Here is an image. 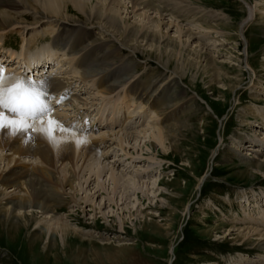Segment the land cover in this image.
I'll use <instances>...</instances> for the list:
<instances>
[{
	"label": "rangeland",
	"instance_id": "rangeland-1",
	"mask_svg": "<svg viewBox=\"0 0 264 264\" xmlns=\"http://www.w3.org/2000/svg\"><path fill=\"white\" fill-rule=\"evenodd\" d=\"M61 1L69 11L59 15L37 1V9L5 6L20 23L0 28V55L12 54L20 63L3 57L0 65L7 79L17 80L34 76L40 60L50 59L51 76L70 91L69 100H51L53 118L74 137H98L99 154L75 161V191L63 194L74 201L57 210L77 229L67 239L51 237L36 208L26 209L28 217L35 214L26 228L14 222L8 228L0 209V264H264V240L257 236L264 233V170L256 168L264 161V0H149L161 11L138 5L144 0L107 1L122 27L162 32L195 54L185 62L180 55L161 56L141 42L142 33L137 44L104 21L84 25L85 14L104 0H90L88 13L72 0ZM39 14L50 19L36 23ZM157 20L161 26L154 28ZM63 22L87 26L93 38L111 46L110 61H98L96 54L83 61L80 47L72 48L76 34L70 44L59 40ZM111 67L115 88L101 93L98 79ZM157 126H168L163 146L153 138ZM69 132L45 139L54 148L64 136L80 151L83 144L68 139ZM5 154L0 152V172ZM121 175L133 181L127 191L112 179Z\"/></svg>",
	"mask_w": 264,
	"mask_h": 264
},
{
	"label": "bare ground",
	"instance_id": "bare-ground-1",
	"mask_svg": "<svg viewBox=\"0 0 264 264\" xmlns=\"http://www.w3.org/2000/svg\"><path fill=\"white\" fill-rule=\"evenodd\" d=\"M34 1L40 2L41 6L44 5V7H46V9H50V14L53 13V15H55V14L59 15L60 13H62V11H64L65 9L66 10L68 9L67 5L64 3L65 1L62 2L61 0H42V1H40V0H0V28L6 29V28L12 27V26L16 27L20 23V22H18L16 17L12 14V12H11L12 10L10 11L9 9L5 8L6 5L11 7V8H18L20 6H22L21 8H25V7L31 8V7L36 6V5L34 6V3H35ZM104 1H105V3L103 2L104 5H102V6L98 5L97 8L93 9L95 12L92 10L93 11L92 14H85V15H87L86 16L87 18L83 22L84 25H94V21H96V23H97L98 20H101V21H104L105 24H107L111 28H113L114 33H115V31H117L118 34L123 36L125 40H129L131 42L135 41V42H137V44L140 42L138 40L139 39L138 35L140 33H142V35H141L142 40L140 39L141 42L143 41V43H144V41H146L148 47H150L152 49L156 48L158 51H160L161 56L165 53H166V55L167 54L171 55V56H169L171 58L173 56L180 55V59L184 60L182 62L189 61L187 59V58H189L188 56L191 57L193 55V58H194L195 54L190 53L183 48H180L177 44L173 43V40L171 38H169V39L164 38L165 35L162 32H160L159 36H157L156 32L150 31L148 29L143 30L137 26L135 27V25L130 26V27H125V28L122 27V25L119 21L120 18L114 14L108 13L110 10L112 11V8L109 5L110 3L107 2L110 0H104ZM72 2L75 4V6L80 11H82L84 13H88V8H89L88 3L90 2V0H72ZM129 2L133 3L134 5H137L136 4L137 0H129ZM152 3L149 0H144V1H141L140 4H138V5H144V7L154 8L158 11H161L160 7H153ZM107 5H109V7H106ZM35 8L37 9L38 7H35ZM104 8L106 9V11H103ZM164 10H166V9H164ZM14 11H16V10H14ZM67 11H69V10H67ZM26 15L27 14H22L21 16L23 19H25L24 17ZM39 15H40V17H35L36 23L42 22L44 20V18L50 19L49 17L43 16L41 14H39ZM161 23L162 22H159V20H157V24L152 23V25L154 26V28H156V27L159 28L161 26ZM73 24H75V23H73ZM76 24H79V23H76ZM20 25H22V23ZM59 25L63 26V28L61 30V34L59 36V40L65 41L66 43L67 42L69 43L71 40V36H74L75 34L77 35L78 38L75 41V44L72 45V48H74L75 50H79V49H76V47H80V50L83 51L85 54L83 61H84V59H87L90 54L91 55L96 54L98 61L105 60V59H108L111 57L110 55H112V53H113V52L109 53L110 51H112L109 49L111 46L109 47V45L107 43H104L102 41V39H96V37L93 38V35L91 34V31L88 29L87 26L82 25V26H79L77 28H73L67 24H64V22L62 24H59ZM121 27L123 28V30ZM111 28H109L107 30H110ZM139 29H141L143 32L140 31ZM191 36H193V34H189L187 36L188 41L190 40ZM120 38H122V37H120ZM59 44H61V43H59ZM115 49L119 51V49H117V46ZM75 50H73V51H75ZM158 51H156V53ZM108 55L110 57H108ZM161 56H159V57H161ZM3 57L5 58V55ZM3 57H2V55H0V58L4 59ZM196 58H197V60L194 59V63H196L197 65L201 64L202 56L200 54H198V56H196ZM5 59L6 60H4L3 62H8V64H10V62L11 63L13 62L14 64H16L18 66V64L20 63L19 60H16V57L12 54L7 56ZM40 62L41 63H39V64L41 65V67H43V69L41 71L40 68H36V72H34L36 74L33 73L34 75L41 76V74L45 70L44 68L46 67L47 63L50 62V59L45 58L43 60H40ZM110 63H112V61ZM110 63H108V64H110ZM84 64L79 63V65L82 67ZM96 64H98V63H96ZM112 64L114 67V63H112ZM108 67H110V66L108 65ZM114 68L111 67L110 68L111 71L109 70L108 72H104L103 74L100 75V77L98 79V88H99L101 93H110L111 91L114 90L115 87H114L113 82L111 81V79L113 78L112 76L114 75V73L117 72V70L115 71L116 68L115 69ZM127 68H128V66H127ZM121 72H120V74H121ZM84 73L86 74L87 72L84 71ZM100 73H101V71H100ZM97 74H99V73H97ZM217 76H219V75H217ZM45 79H48L50 81L51 96H53V97L56 96V98L61 99V101L62 100L66 101V100L70 99V96H68L67 90H65L67 88V85L63 80L58 79V77L55 78L52 76L49 78H44V80ZM13 82H15V80H12V79H6L5 80L6 84H11ZM137 89L138 88H136V87L133 88L134 93L135 94L137 93L138 96H143V95H141V92H139ZM152 96L153 95L151 94V97ZM142 108H143V106H142ZM160 111H162L164 113L165 108H159V112ZM249 113H250V111L247 110L244 115H247ZM44 125L47 126V121L44 123ZM35 126H36V128L39 129L41 127V124L38 123ZM170 126L172 127V125H170ZM167 127L168 126L162 127V128L166 129ZM162 128H161V126H157V128H154V130L155 129L156 130L153 133V138L156 142L160 143L163 146V144H164L163 142L165 140L164 136H166V135H164ZM71 131L70 132L68 131L69 134H72L71 138H68L70 140H72V138L74 137V134H73L74 131L73 132H71ZM65 133L67 135V131H65ZM105 136L106 135L101 136L102 140H104ZM29 137H31V139ZM63 137L60 138L61 142L58 143V141L60 140V139H58L57 143L56 142H55L56 144L54 143V145H55L54 148H52L51 145H49V142H47L48 140L45 139L46 137L44 135L40 134L39 132H37L35 134L29 132L27 135L24 136L23 139H21L20 136H9V135H7L6 132H0V152H7L8 153V154H5L4 157L2 158L4 160V162H7V164H6V166H4L6 168V169H4L5 173L0 172V207H1L0 209H2L1 211L7 215V217H6L7 218V220H6L7 224H5V225H7L8 228H11L10 223H13V222L14 223L12 225H20L19 227H25V228H26V226L31 227L32 223H30L29 220L34 219L35 214L32 215L33 217H28L31 215H28L26 213V209H34V210L37 209L38 210L37 212L41 213L42 216H44L43 222L48 227L47 233H51V235H50L51 237H55V236L58 237L59 236L60 238H62L64 240L65 238L66 239L68 238L69 234L75 233L77 231V229H75V228L73 229L69 224H67L66 218H64V217L62 218V215L59 216V213L57 212V210L66 206L71 201H74V198H72V199L67 198L63 194H65L68 190L69 191H72V190L75 191L74 182L77 179L76 178L77 177V170H76L77 168L75 166V161H76V163H78V161H82V163H85L89 159L93 158V156L98 153L96 148H97V144L99 143L100 139H98V137H97V139L96 138L94 139L92 137L89 138V136L88 137L83 136V134L78 135V136L76 135V137H74V142H75V139H78V138L79 139L86 138V140H87V143H83V145L80 143L82 146H81V149L79 151V149H78L79 147L77 145L76 146L78 148L76 150L74 145L71 142H69L68 140L62 141ZM176 137H178V136H176ZM64 139H66V138H64ZM123 140H124V137H123ZM121 141H122V138H121ZM80 144H79V146H80ZM33 156H35L34 157L35 160H34ZM97 161H98V159H97ZM16 164L18 165L17 168H15ZM58 164L60 165L59 167L61 169L56 167V165H58ZM95 164H96V162H95ZM256 166H257L256 168L258 170H264V161L261 160V161L256 162ZM147 169L149 170V169H151V167L147 166ZM247 171L250 174H252V172L250 170H247ZM128 178H130V177H128ZM112 179H113L114 183L116 185L121 186L124 191L125 190L127 191L128 187L130 188V186L132 185L131 183H133V181H131L132 179L131 180L127 179V178L123 177L122 175L120 177L112 176ZM153 184H157V183H153ZM9 187H11V189ZM21 219L28 222L29 225H23V223L21 224ZM24 224H26V223H24ZM257 236H260L259 240H264V233L261 234V232L258 231ZM52 239L53 238H50V245L52 244L53 245L52 247H54V246H56L57 241L53 242L54 239L53 240ZM38 240L35 239L34 242L38 241ZM263 244H264V242H263ZM246 261L254 262L257 260H253V259L252 260L251 259L243 260V262H246Z\"/></svg>",
	"mask_w": 264,
	"mask_h": 264
},
{
	"label": "snow or ice",
	"instance_id": "snow-or-ice-1",
	"mask_svg": "<svg viewBox=\"0 0 264 264\" xmlns=\"http://www.w3.org/2000/svg\"><path fill=\"white\" fill-rule=\"evenodd\" d=\"M7 78L9 74L0 65V132H6L9 136H20L21 139L29 132H39L49 140H54L57 131H70L52 116L54 108L51 100L55 97L51 96L48 79L32 81L19 78L6 84ZM44 117H48L47 126L44 125ZM37 121L41 123L39 129L35 126ZM76 142L83 144L87 140L81 138Z\"/></svg>",
	"mask_w": 264,
	"mask_h": 264
}]
</instances>
